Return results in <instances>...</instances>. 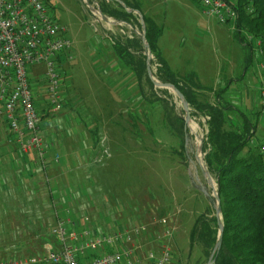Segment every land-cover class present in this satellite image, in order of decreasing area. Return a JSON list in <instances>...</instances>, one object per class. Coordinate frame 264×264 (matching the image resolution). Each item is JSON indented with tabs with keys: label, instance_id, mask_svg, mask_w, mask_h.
Returning <instances> with one entry per match:
<instances>
[{
	"label": "rangeland",
	"instance_id": "obj_1",
	"mask_svg": "<svg viewBox=\"0 0 264 264\" xmlns=\"http://www.w3.org/2000/svg\"><path fill=\"white\" fill-rule=\"evenodd\" d=\"M43 2L54 20L66 27V37L73 42L70 53L59 62L63 111L48 127L58 138L70 135L64 139L68 155L63 159V154L58 153L65 172L62 174L61 169L58 173L57 191L63 204L57 202L58 206L53 207L51 192L46 191L49 184L40 177L36 178L40 184L36 196L23 186L22 190L14 188L7 193L1 190L0 259L43 255L44 246L52 241L58 216L72 209V220L79 230L86 218L89 226L100 233L145 225L148 233L136 245L144 252L155 247L163 228L160 221L168 219V226L175 228L172 264H208L212 254L208 256L200 243L192 248L190 235L200 216L211 212V217H217L218 184L206 163L211 150L210 145L205 148L210 117L189 106L190 121L186 122L184 101L173 90L151 87L144 78L140 91L134 77L124 79L129 72L116 58L112 46L119 40L141 39L146 26L139 13L134 12L138 22L117 24L99 16L102 3L112 4L115 0ZM139 2L160 31L157 52L170 74L182 80L194 75L203 87L214 90L233 81L226 100L250 115L262 111L254 145L264 144V68L258 66L263 60L256 54L244 75L249 49L240 45L230 25L211 19L212 26L208 27L197 0ZM249 45L255 48V44ZM144 52L143 49L138 56H145ZM156 64L159 67L154 80L161 83V66L157 60ZM37 69L34 78L39 80L38 107L47 119L51 115L47 114L43 66ZM113 74L118 76L115 84ZM242 77L245 80L239 81ZM200 99L211 104L216 100L210 92H202ZM176 119L185 124V149L182 136L171 128ZM192 122L198 126L196 130L190 127ZM8 133L7 124L0 119V146H14ZM105 138L111 156L101 165L96 163L97 153L93 151ZM23 228L30 229V235L8 234ZM25 245L30 246L29 251H15Z\"/></svg>",
	"mask_w": 264,
	"mask_h": 264
},
{
	"label": "built area",
	"instance_id": "obj_2",
	"mask_svg": "<svg viewBox=\"0 0 264 264\" xmlns=\"http://www.w3.org/2000/svg\"><path fill=\"white\" fill-rule=\"evenodd\" d=\"M197 2L208 19H214L221 25H230L237 31L239 16L228 0ZM101 14L99 9L102 18ZM66 34V27L54 20L43 0H0V103L3 104L0 117L7 124L12 144L24 154L36 153L43 166L46 156L51 152L56 155V164L61 162V157L56 144L47 141L42 134L43 117L31 77L34 69L43 66L47 86V114H60L64 105L59 58L70 53L73 48V42ZM243 35L249 44H254L252 36ZM257 47L260 48L259 42ZM144 55L151 58L153 68L156 63L154 56H150L146 50ZM258 56L262 60L264 51H258ZM260 66L264 68V62ZM158 67L156 64L152 69L153 77ZM262 89L264 94V82ZM107 140H102L93 151L97 153V164L102 165L111 156L105 145ZM97 149L100 151L97 152ZM89 223L90 220L86 218L79 230V225L72 220L71 209L66 210L62 217L58 216L51 232L53 241L44 246L43 255L0 259V264H172L175 228L168 226V219L160 221L163 228L157 236L155 247L145 252V249L136 247L139 239L148 233L145 225L100 233L91 228ZM95 252L99 255L94 256ZM90 253L93 254L90 256Z\"/></svg>",
	"mask_w": 264,
	"mask_h": 264
},
{
	"label": "trees",
	"instance_id": "obj_3",
	"mask_svg": "<svg viewBox=\"0 0 264 264\" xmlns=\"http://www.w3.org/2000/svg\"><path fill=\"white\" fill-rule=\"evenodd\" d=\"M121 1L125 7L116 1L112 4L103 2L101 13L118 23L131 25L135 20L138 22L134 12H139L146 26L150 51L161 66L158 74L160 82L173 85L182 93L191 109L210 117L208 144L205 148L210 145L211 150L206 156V163L218 184L224 226L222 245L215 253L213 264H264V144L254 145L262 111L251 116L226 100L233 81L214 90L203 87L194 75L182 80L170 74L167 64L157 52L160 31L154 22L144 14L139 0ZM228 2L239 16L236 35L240 45L249 49L245 75L253 65L258 51H264V0ZM242 33L254 38L255 48L249 45ZM121 42L119 40L112 46L113 52L123 67L133 72L140 91L144 78L151 87L155 86L148 76L147 57L138 56L144 49L142 39ZM262 60L264 62V58ZM244 80L242 77L239 81ZM202 92L213 93L215 103L201 101ZM176 122L171 128L174 133L182 136V148L185 149V124L181 119H176ZM212 215L208 212L200 216L190 235L191 247L196 243L202 244L208 256L215 251L220 230L218 218Z\"/></svg>",
	"mask_w": 264,
	"mask_h": 264
},
{
	"label": "crops",
	"instance_id": "obj_4",
	"mask_svg": "<svg viewBox=\"0 0 264 264\" xmlns=\"http://www.w3.org/2000/svg\"><path fill=\"white\" fill-rule=\"evenodd\" d=\"M141 1H145V0H141ZM144 14L148 16L145 12ZM203 16L207 21V26L208 27L212 26L210 24L213 21H210L211 19H208L204 14ZM260 64L261 63H259L258 66H260ZM33 71L36 72L35 70ZM111 71L112 70H110L109 73ZM126 71H128L129 73L126 75V77H124V79H127V77H133V72L130 69L126 68ZM113 75H114L113 81L115 84L116 82L115 79H117L118 76H116L115 74ZM34 77L35 75L33 74L31 77V82H32L33 88L36 91V87H38L39 85L37 84L39 83L38 82L39 80H37ZM111 78H112V75H111ZM0 105L2 106V109H3V104L0 103ZM55 117L56 116H51V118L47 117V119H43V122L41 124V130H42V134L44 138L47 141H50L56 144L58 153L60 152L61 154H63L62 158L64 159V156L66 157L68 155L67 149L65 147L64 139L66 138L69 139L70 135L68 134L66 138L64 137L58 138V135L55 134V131L53 130L51 131V129L48 128L53 125L56 119ZM0 119L5 122L3 117H0ZM56 131H57V128H56ZM8 135L9 137H11L10 133H8ZM73 154H75V152ZM52 155H54V152H51V154H48L46 156L45 158L46 163L43 166L40 163L37 154L34 152H30L29 154H23L15 145L13 147L8 144H3L2 146H0V181H1L0 191L3 190L4 193H7L14 188L22 190L21 188L23 186V189L24 188L28 189L29 193L32 196H36L37 191H38L37 185H40L38 184V181L36 178L40 177V179H44V182L46 181L48 182L49 185H46L47 187L46 191L48 193L51 192L49 194L51 196V199H53L52 201L53 207L56 208L58 206L57 202L62 203L61 196L59 197L58 191H57L58 186L60 185V182L58 180L59 179L58 173H59V170L61 171V169H62L61 171L62 174L64 171H63V167H61L63 165L56 164L52 158ZM63 214L64 213L62 212L59 216L62 217ZM8 234L10 236H21V235L27 236V235H30V229L23 228L22 231L13 232V233L9 232ZM29 249H30V246L28 247L25 245L23 247H19L18 250H15V251H29Z\"/></svg>",
	"mask_w": 264,
	"mask_h": 264
},
{
	"label": "water",
	"instance_id": "obj_5",
	"mask_svg": "<svg viewBox=\"0 0 264 264\" xmlns=\"http://www.w3.org/2000/svg\"><path fill=\"white\" fill-rule=\"evenodd\" d=\"M115 1L125 7L124 3L121 0H115ZM128 12L131 13L132 11L128 10ZM137 13H139V12H137ZM101 16H102L103 20H109L103 14H101ZM140 18H141L142 23H144L143 16L141 14H140ZM142 43H143V46H144V50H146L150 54V56H152V53L150 51V46H149V44H148V42L146 40V32L145 31H144V34L142 36ZM147 72H148L149 78L151 79V81L154 83V85L156 87L164 88V89H171L178 95L179 98H181L184 101V106H185L184 108H185V112H186V115H187L186 122H189L190 121V112H189L190 108H189L188 102L185 100V98L182 95V93L179 90H177L173 85L158 83V82H156L154 80L153 72H152V69H151V58L150 57L147 58ZM205 176H208V174L206 172H205ZM200 188L205 193V195L208 196V193H207L206 189L204 187H200ZM216 201H217L216 213H217L218 225H219L220 230H219L218 242H217L215 251L212 254V256L210 257V261H209L208 264H213L214 263L215 253L221 248V245H222V236H223L224 226H223V223L221 221L222 220L221 219L222 209H221V205H220L221 201H220V197H219V189H217V192H216Z\"/></svg>",
	"mask_w": 264,
	"mask_h": 264
},
{
	"label": "bare ground",
	"instance_id": "obj_6",
	"mask_svg": "<svg viewBox=\"0 0 264 264\" xmlns=\"http://www.w3.org/2000/svg\"><path fill=\"white\" fill-rule=\"evenodd\" d=\"M190 127L193 129V130H196L198 128V126L195 124V123H190Z\"/></svg>",
	"mask_w": 264,
	"mask_h": 264
}]
</instances>
